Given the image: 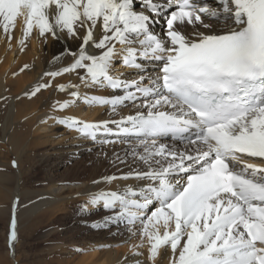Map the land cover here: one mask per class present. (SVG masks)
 Here are the masks:
<instances>
[{"label":"snow or ice","instance_id":"snow-or-ice-1","mask_svg":"<svg viewBox=\"0 0 264 264\" xmlns=\"http://www.w3.org/2000/svg\"><path fill=\"white\" fill-rule=\"evenodd\" d=\"M21 17V51L34 31L42 41L76 45L61 53L71 57L68 66L44 73L79 80L73 99L53 108L82 100L111 113L57 123L92 141L121 138L129 144L125 155L145 166L104 177L109 185L140 183L92 193L84 210L111 212L103 226L123 223L139 235L135 247L147 243L150 264H264V0H0L9 43ZM161 21L163 35L154 31ZM50 86L39 85L29 98ZM81 86L111 94L81 96ZM124 108L135 114L121 115Z\"/></svg>","mask_w":264,"mask_h":264},{"label":"bare ground","instance_id":"bare-ground-1","mask_svg":"<svg viewBox=\"0 0 264 264\" xmlns=\"http://www.w3.org/2000/svg\"><path fill=\"white\" fill-rule=\"evenodd\" d=\"M208 2L211 4L213 0ZM162 25L161 21L154 26L157 34L163 35ZM22 32V17L16 21L10 43L0 30V215L9 212L11 222L12 207L17 204V241L14 254L11 255L8 231L7 260L4 262L22 264L17 242L24 227L34 229L43 225L46 230L41 237L49 241L52 236L64 231L62 226H53L55 221L73 216V228L78 234L76 238L70 235L75 239L69 238L71 241L68 243L81 252L66 256V264H150L147 259V243L143 247H135L141 243L139 235L132 236L125 226H103L105 219L112 213L104 211L102 206H88L86 210L83 208L92 193L115 191L125 185L136 186L140 183L117 180L109 185L102 182L104 177L122 176L130 169L140 170L145 169V166L131 155H125L129 144L121 143V138L114 143H102L103 140L114 141L111 136H103L98 140L100 142L92 143L74 130L57 123L65 118L97 122L109 119L111 113L106 108L89 107L82 100L63 111L55 110L53 105L57 102L62 104L73 99L71 90L74 89L71 86L79 85V80L75 73L64 74L54 80L44 76V73L68 66L71 57L67 54L61 56V53L70 45L75 50L76 45L72 41L49 39L45 42L34 31L21 51ZM25 65L28 67L21 71ZM147 67L152 69L155 65L147 64ZM117 68L128 72L119 63ZM46 82H50L51 86L42 88L36 96L29 98L36 87ZM59 85L69 88V91H59ZM79 91L81 96L85 93L97 96L111 94L106 89H86L82 86ZM135 111V108H124L120 114L127 116L135 114ZM160 143L184 149V144L170 140L162 139ZM120 160H126V163ZM12 161H16L15 168L11 166ZM41 166L46 167L50 175H44L46 177L39 187H23L25 177ZM10 183L15 185L11 186L13 188L7 187L10 189L8 192L6 186ZM5 201H8L7 208L3 205ZM78 235L81 237L78 238ZM68 243L60 242L62 248L67 247ZM49 246L46 247L49 254L58 251L60 247L55 244ZM49 262L51 264L52 259ZM0 264H4L1 257ZM163 264H167V260Z\"/></svg>","mask_w":264,"mask_h":264},{"label":"rangeland","instance_id":"rangeland-1","mask_svg":"<svg viewBox=\"0 0 264 264\" xmlns=\"http://www.w3.org/2000/svg\"><path fill=\"white\" fill-rule=\"evenodd\" d=\"M4 169V168H3ZM5 170V169H4ZM8 171V170H6ZM48 170H46V167H37L36 170H34L31 174H28V176L25 177V184L23 182V187L27 188L29 187L31 188H36L39 187L41 185V181L44 180V178L48 173ZM46 173V174H45ZM50 175V174H48ZM27 179V180H26ZM27 182V183H26ZM15 185V183H13ZM13 184H9L7 187L9 188H13L14 185ZM27 184V185H26ZM37 184V186H36ZM13 185V187H11ZM39 185V186H38ZM28 188V189H29ZM8 192L10 189H6ZM6 203H4L3 205L4 208L8 207V201H5ZM74 217L72 216L71 218H59L58 220L55 221V223L53 224V226H62L64 229L62 234H57L55 236H52L50 238L49 241H44V239L41 237L42 233H45V228H43L41 226L38 228H34V229H27L26 227H24V229L22 230V236L20 235L21 238H19L20 240H18L17 244H18V253H19V258L22 264H50L49 261L52 262L51 264H66V256L68 257V255L70 256L73 252H78V254L81 251H77V249H74V245H69L68 242L71 241V239H75L77 237L76 231L73 228V219ZM9 227H10V213L7 212L5 215H0V257L3 260L4 264H7L8 261L4 262L5 259L7 260V254L6 252H8L7 246H6V238L8 236V231H9ZM37 230V231H36ZM71 230V231H70ZM30 231V232H29ZM72 233V234H71ZM33 235V236H32ZM70 235L72 237L75 238H71ZM81 236L78 235V238H80ZM53 238V239H52ZM71 238V239H69ZM54 240V242H53ZM60 242H67L68 245L67 247L62 248L63 244H60ZM52 243V244H51ZM57 245L60 246L58 247L59 249H57L58 251H54L53 253L49 254L47 253L48 249L50 246L49 245ZM65 245V244H64ZM73 246V247H72ZM61 249V251H60ZM69 252V253H68ZM65 253V254H64ZM50 255V256H49ZM60 255V256H59ZM42 259V260H41ZM55 259V260H54ZM11 260V259H10ZM41 260V261H40ZM58 260V261H57ZM55 261V262H54ZM64 261V262H63Z\"/></svg>","mask_w":264,"mask_h":264}]
</instances>
